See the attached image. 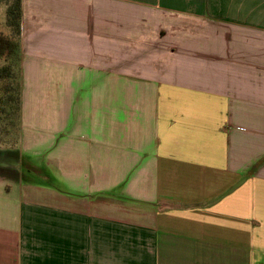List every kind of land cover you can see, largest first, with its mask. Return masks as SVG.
<instances>
[{
    "label": "crops",
    "instance_id": "0c3cea01",
    "mask_svg": "<svg viewBox=\"0 0 264 264\" xmlns=\"http://www.w3.org/2000/svg\"><path fill=\"white\" fill-rule=\"evenodd\" d=\"M21 5L0 264H264V0Z\"/></svg>",
    "mask_w": 264,
    "mask_h": 264
},
{
    "label": "trees",
    "instance_id": "16d2710c",
    "mask_svg": "<svg viewBox=\"0 0 264 264\" xmlns=\"http://www.w3.org/2000/svg\"><path fill=\"white\" fill-rule=\"evenodd\" d=\"M21 0H14V3L8 9V22L17 34H21V18H22ZM1 57L6 56V62L12 61V65H5L0 69V134L9 136L16 141L20 134L21 119V87L14 89L12 84H8L7 80L16 81V76L21 74V42L14 46L8 53H0ZM18 80V79H17ZM7 82V83H6ZM16 92V94L13 93Z\"/></svg>",
    "mask_w": 264,
    "mask_h": 264
},
{
    "label": "rangeland",
    "instance_id": "374dc122",
    "mask_svg": "<svg viewBox=\"0 0 264 264\" xmlns=\"http://www.w3.org/2000/svg\"><path fill=\"white\" fill-rule=\"evenodd\" d=\"M13 3L14 0H0V53H8L14 48V46L20 43L21 34L19 36L16 30L11 27L8 22V9ZM7 64L11 66L12 61L6 62V56H0V69H2ZM22 81V75L16 76V81L7 80L8 84H12L14 89H16L17 86H19V88L21 87L22 89ZM0 87H2V83H0ZM13 93L16 94L15 91H13ZM18 140L19 137L18 139L16 138V141L14 142H18ZM14 142L11 139L10 134L9 136L0 134V151L14 148L16 145ZM12 167H14V165H12ZM41 174L43 173L40 172V175ZM44 174L48 175L47 173Z\"/></svg>",
    "mask_w": 264,
    "mask_h": 264
}]
</instances>
